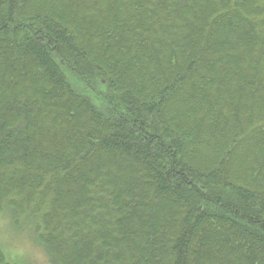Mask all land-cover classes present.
<instances>
[{
	"label": "trees",
	"instance_id": "trees-1",
	"mask_svg": "<svg viewBox=\"0 0 264 264\" xmlns=\"http://www.w3.org/2000/svg\"><path fill=\"white\" fill-rule=\"evenodd\" d=\"M0 207L51 264H264V0H0Z\"/></svg>",
	"mask_w": 264,
	"mask_h": 264
},
{
	"label": "clouds",
	"instance_id": "clouds-1",
	"mask_svg": "<svg viewBox=\"0 0 264 264\" xmlns=\"http://www.w3.org/2000/svg\"><path fill=\"white\" fill-rule=\"evenodd\" d=\"M11 216L0 207V240L10 242L4 249L13 264H23L27 257L32 264H50L46 250L39 245H34L28 237L27 231L17 234L10 229Z\"/></svg>",
	"mask_w": 264,
	"mask_h": 264
},
{
	"label": "rangeland",
	"instance_id": "rangeland-1",
	"mask_svg": "<svg viewBox=\"0 0 264 264\" xmlns=\"http://www.w3.org/2000/svg\"><path fill=\"white\" fill-rule=\"evenodd\" d=\"M7 214H9L10 216H11V225H10V229L13 231V232H15V233H17V234H22V233H24L25 231H27V233H28V237H29V239L32 241V243L34 244V245H39V246H42L40 243H39V241L38 240H36L35 239V233L33 232V230L27 225V224H24L23 223V219H22V216L20 215H18V217H17V220H16V218L14 217H12V213H11V211H9V210H7V211H5ZM10 242H8V241H2V240H0V246L3 248V250L8 246V244H9ZM43 247V246H42ZM44 248V247H43ZM5 251V250H4ZM7 254V253H6ZM8 256V255H7ZM9 258V257H8ZM10 260V259H9ZM23 264H32V261L31 260H29L27 257H25V258H23ZM50 264H51V262H50Z\"/></svg>",
	"mask_w": 264,
	"mask_h": 264
}]
</instances>
